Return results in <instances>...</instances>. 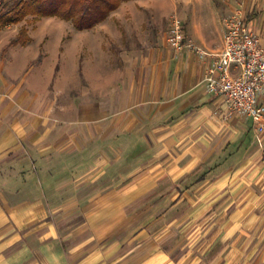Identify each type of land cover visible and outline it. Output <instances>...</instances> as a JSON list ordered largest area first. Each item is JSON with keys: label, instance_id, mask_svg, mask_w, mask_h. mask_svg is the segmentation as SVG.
Wrapping results in <instances>:
<instances>
[{"label": "crops", "instance_id": "0c3cea01", "mask_svg": "<svg viewBox=\"0 0 264 264\" xmlns=\"http://www.w3.org/2000/svg\"><path fill=\"white\" fill-rule=\"evenodd\" d=\"M229 14L264 46V0L0 27V264H264V138L204 81Z\"/></svg>", "mask_w": 264, "mask_h": 264}, {"label": "built area", "instance_id": "2783aa9c", "mask_svg": "<svg viewBox=\"0 0 264 264\" xmlns=\"http://www.w3.org/2000/svg\"><path fill=\"white\" fill-rule=\"evenodd\" d=\"M223 24L222 50L204 75L207 90L223 98L230 113L250 117L255 134L264 138V104L258 101L264 95V46L239 14L226 17ZM166 42L176 52L188 47L206 55L194 46L176 15L168 19Z\"/></svg>", "mask_w": 264, "mask_h": 264}, {"label": "trees", "instance_id": "16d2710c", "mask_svg": "<svg viewBox=\"0 0 264 264\" xmlns=\"http://www.w3.org/2000/svg\"><path fill=\"white\" fill-rule=\"evenodd\" d=\"M132 0H12L10 5L1 0L0 27L17 24L26 16L40 19L57 17L71 23L77 30H87L102 23L112 12ZM25 30L19 32V39H25Z\"/></svg>", "mask_w": 264, "mask_h": 264}, {"label": "rangeland", "instance_id": "374dc122", "mask_svg": "<svg viewBox=\"0 0 264 264\" xmlns=\"http://www.w3.org/2000/svg\"><path fill=\"white\" fill-rule=\"evenodd\" d=\"M173 15H176V16H178L177 14H173ZM230 15H231V14H229V15H228V16H226V17H229ZM171 16H172V15H171ZM171 16H170V17H171ZM170 17H169V18H170ZM178 17H180V16H178ZM226 17H225V18H226ZM180 18H181V17H180ZM181 19H182V18H181ZM69 24H70V23H69ZM69 24H68V25H69ZM70 25H71V24H70Z\"/></svg>", "mask_w": 264, "mask_h": 264}]
</instances>
